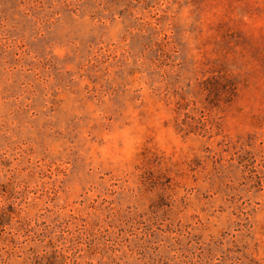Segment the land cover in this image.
<instances>
[{
    "label": "rangeland",
    "instance_id": "obj_1",
    "mask_svg": "<svg viewBox=\"0 0 264 264\" xmlns=\"http://www.w3.org/2000/svg\"><path fill=\"white\" fill-rule=\"evenodd\" d=\"M0 264H264V0H0Z\"/></svg>",
    "mask_w": 264,
    "mask_h": 264
}]
</instances>
